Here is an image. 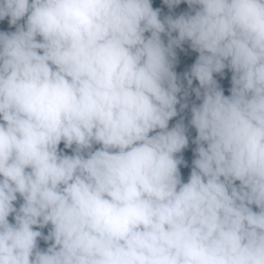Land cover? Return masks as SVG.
Wrapping results in <instances>:
<instances>
[{"label": "clouds", "instance_id": "1", "mask_svg": "<svg viewBox=\"0 0 264 264\" xmlns=\"http://www.w3.org/2000/svg\"><path fill=\"white\" fill-rule=\"evenodd\" d=\"M182 2L0 0V264H264V0Z\"/></svg>", "mask_w": 264, "mask_h": 264}, {"label": "trees", "instance_id": "2", "mask_svg": "<svg viewBox=\"0 0 264 264\" xmlns=\"http://www.w3.org/2000/svg\"><path fill=\"white\" fill-rule=\"evenodd\" d=\"M153 6L154 7H161L162 9V16L166 14H172V15H179L182 12L188 11V6L186 3L182 2L180 5L176 6L171 13H169V10L167 9V6L163 5L162 0H153ZM7 29V23L6 21L0 22V30H6ZM7 30H14V29H7ZM184 51H181L180 49H177V54H178V64L176 66V71L178 74L183 73L184 71H187L190 69V66L192 63H194L198 53L193 52L187 44L183 46ZM215 78L217 79L218 83H220L221 87L224 90L225 95H229V89L231 87V72L227 69H225V73L223 77L220 75H216ZM197 85V82L194 81L193 86L195 87ZM191 100H195L194 95L191 96ZM198 103V102H197ZM179 107V106H177ZM182 115L185 116V123H187L188 118H190L188 110L185 111ZM180 117L174 118L172 121H170V126L176 122L177 119ZM189 136H190V143L189 147L184 150L182 155L184 156L187 166H181V177L184 182H187V179L190 175L191 172V161L194 159L193 155V149L195 148V145L191 143V139H194L195 137V130L194 129H189ZM62 147V145H61ZM70 154V150H65ZM11 219V218H10ZM45 234L47 233V228L43 230ZM39 245L42 248L47 247L46 244L41 240L39 241Z\"/></svg>", "mask_w": 264, "mask_h": 264}]
</instances>
